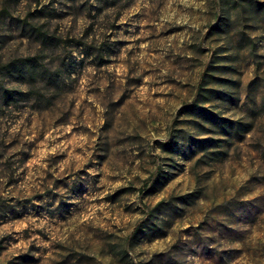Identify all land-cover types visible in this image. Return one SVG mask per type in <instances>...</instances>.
Masks as SVG:
<instances>
[{
  "label": "rangeland",
  "instance_id": "rangeland-1",
  "mask_svg": "<svg viewBox=\"0 0 264 264\" xmlns=\"http://www.w3.org/2000/svg\"><path fill=\"white\" fill-rule=\"evenodd\" d=\"M0 264H264V0H0Z\"/></svg>",
  "mask_w": 264,
  "mask_h": 264
}]
</instances>
